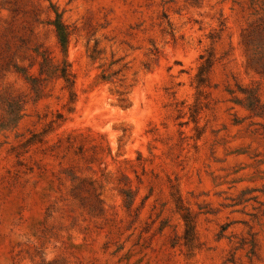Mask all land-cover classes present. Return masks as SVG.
I'll return each mask as SVG.
<instances>
[{
    "label": "rangeland",
    "instance_id": "rangeland-1",
    "mask_svg": "<svg viewBox=\"0 0 264 264\" xmlns=\"http://www.w3.org/2000/svg\"><path fill=\"white\" fill-rule=\"evenodd\" d=\"M262 17L264 0H0V264H264V118L240 91L264 104ZM45 53L71 91L28 79Z\"/></svg>",
    "mask_w": 264,
    "mask_h": 264
},
{
    "label": "trees",
    "instance_id": "trees-1",
    "mask_svg": "<svg viewBox=\"0 0 264 264\" xmlns=\"http://www.w3.org/2000/svg\"><path fill=\"white\" fill-rule=\"evenodd\" d=\"M57 39L61 46L62 51H65L67 45V34L63 31V27L60 24L56 25ZM248 34L251 42H256L257 54L259 58L257 59L256 71L259 75L264 76V17L259 18L256 21V26L254 30ZM51 68L55 71L56 76L61 78L64 82V87L71 91L74 84V76L69 71V64L64 60L61 65L53 67L51 65V59L48 54L42 55V61L39 67V77H28L34 83V85H39L41 82L42 75H47ZM202 68V67H201ZM244 94V99L242 101V106L246 109L252 116L264 118V104L261 103L257 90L255 89H245L240 90ZM74 94L70 92V100H73Z\"/></svg>",
    "mask_w": 264,
    "mask_h": 264
}]
</instances>
